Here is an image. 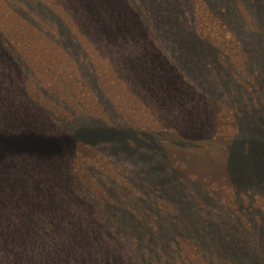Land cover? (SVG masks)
Listing matches in <instances>:
<instances>
[{
  "label": "rangeland",
  "instance_id": "1",
  "mask_svg": "<svg viewBox=\"0 0 264 264\" xmlns=\"http://www.w3.org/2000/svg\"><path fill=\"white\" fill-rule=\"evenodd\" d=\"M7 4L0 214L23 224L0 233L32 214L90 264H264V0Z\"/></svg>",
  "mask_w": 264,
  "mask_h": 264
},
{
  "label": "trees",
  "instance_id": "2",
  "mask_svg": "<svg viewBox=\"0 0 264 264\" xmlns=\"http://www.w3.org/2000/svg\"><path fill=\"white\" fill-rule=\"evenodd\" d=\"M0 12V16L2 18H4V16L10 12V7L9 4H7V0H0ZM11 24L13 23L11 22ZM14 25L16 26L17 24ZM5 134H7V136H19L18 133L15 132H0V137H5ZM0 140L3 142L5 141V138ZM12 214L14 213H11V215ZM31 215L25 216V219L26 222L32 219L34 226L29 225L24 229L14 228L12 230H8L5 233H0V247H3L4 249L2 256L4 261H2L0 264H90L92 262H99L88 261L83 255L77 254L75 252H72L71 254L66 252L68 248L71 247L67 245L69 243V238L73 237L71 228L64 226H62L63 228L60 227L59 223L56 222V218H50V220L46 219L45 221H41L39 219H35ZM60 220H62V218H60ZM21 221L23 220L20 219V221L17 222ZM1 222H8L12 223L13 225L16 223L13 222L12 217L9 218L0 214V223ZM54 223H57L58 225H55ZM16 224L23 223L21 222ZM67 233H70L69 237L66 236ZM48 246L54 248L50 251L43 248ZM121 263L124 264L123 261H121L120 264Z\"/></svg>",
  "mask_w": 264,
  "mask_h": 264
}]
</instances>
